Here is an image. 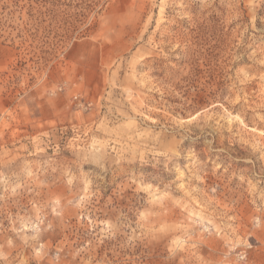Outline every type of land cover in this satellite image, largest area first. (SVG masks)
<instances>
[{"label":"rangeland","instance_id":"1","mask_svg":"<svg viewBox=\"0 0 264 264\" xmlns=\"http://www.w3.org/2000/svg\"><path fill=\"white\" fill-rule=\"evenodd\" d=\"M0 264H264V0H0Z\"/></svg>","mask_w":264,"mask_h":264}]
</instances>
